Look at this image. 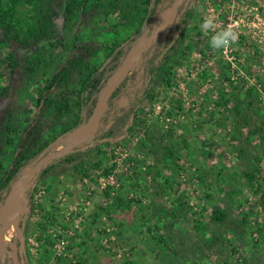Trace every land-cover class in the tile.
<instances>
[{
	"label": "rangeland",
	"instance_id": "374dc122",
	"mask_svg": "<svg viewBox=\"0 0 264 264\" xmlns=\"http://www.w3.org/2000/svg\"><path fill=\"white\" fill-rule=\"evenodd\" d=\"M35 1L36 21L59 22L57 30L49 29V38L66 45L93 40L89 63L103 61L109 43L122 51L110 57L103 85L86 107L87 120L139 39L121 82L139 84L141 54L162 45L166 36L175 35V41L163 50V71L150 99L138 107L142 122L127 141L108 147L101 157L87 147L73 162L56 161L47 173L33 175L21 187L26 198L33 190L28 219L18 178L40 157L90 130L59 135L14 179L8 205L7 198L0 204L2 264H21V259L22 264L80 259L87 264H264V0H181L170 19L172 0L144 27L139 21L146 0H98L70 15L64 0ZM187 8L190 19L176 32ZM205 16L214 17L216 30L232 28L236 41L213 50L199 27ZM25 32L0 31V85L9 91L0 113L15 106L22 117L25 109L33 115L37 89L67 53L61 48L55 56L49 43L22 44L18 37L24 39ZM151 33L156 34L151 40L141 38ZM32 57L39 63L33 79L19 80L15 65ZM54 95L70 100L73 86ZM108 99L99 117L109 111ZM39 116L43 123L50 118ZM97 160L102 164L93 168ZM245 173H254V179ZM44 248L47 261L40 259Z\"/></svg>",
	"mask_w": 264,
	"mask_h": 264
},
{
	"label": "trees",
	"instance_id": "16d2710c",
	"mask_svg": "<svg viewBox=\"0 0 264 264\" xmlns=\"http://www.w3.org/2000/svg\"><path fill=\"white\" fill-rule=\"evenodd\" d=\"M97 1L64 0L65 13L70 15L75 9L84 8L88 6L89 2L95 4ZM170 3L172 0H146L147 8L144 9L145 14L139 21V27L146 26V20L149 16L150 18L157 16L162 10L169 7ZM35 5V0H0V31L5 34L16 32L17 36L20 32L26 31L25 33L28 35H25L24 39L18 37V41L22 44L30 45L34 41L35 43H49L55 56L62 53L61 48H64L63 51L67 53L60 59L53 71L43 79L37 89L36 97L32 100L33 115L30 114L29 109H25L24 112L27 114L22 117V112L18 111L15 106L6 108L0 113V204L12 188L14 179L22 173V169L30 160L40 155L48 144L59 135L71 132L87 121L89 114L86 112V107L103 85V75L110 57L115 54L117 56L122 52L117 50V43H109L103 61L95 65L89 63L88 58L94 50L93 40L79 39L71 45H66L63 39L49 38L48 36L51 35L49 29L57 30L59 22L56 23L55 21L52 24L46 18L40 22L36 21L31 15V9ZM191 12L192 9L187 8L182 14L176 25V32L185 27ZM33 23L38 24L33 25ZM6 37L9 39V36ZM173 41H175V35L166 36L162 45H156L143 52L140 58L143 71L141 82L134 84L123 80L110 94L108 99L109 111L99 118L93 138L81 142L68 152L53 158L37 172L36 178L47 173L56 161L73 162L79 155L86 152L87 147H93L91 150H96V156L101 157L108 147L127 141L133 130L142 122L138 116V107L144 100L150 99L156 81L163 71L161 62L163 50L173 47L171 46ZM2 42L3 39H0V44ZM38 64L37 58L32 57L26 59L19 67L15 65L19 80H32ZM1 79L2 73L0 72V81ZM165 82L168 83L169 81L166 80ZM69 85L73 86V96L70 100L66 99V95H62L60 99H55L54 94L62 87ZM8 92L5 87L0 85V107ZM122 97H128L126 103L121 101ZM44 113L50 115L49 120L45 123L39 116ZM141 145L146 147L147 144L143 141ZM166 152L168 158H173L174 152L172 150L168 148ZM101 164L102 162L97 160L91 166L100 168ZM157 174L159 176L160 172ZM245 176L250 181L254 179V173H245ZM104 193L108 194L109 192L105 189ZM27 196L28 212L26 218L28 219L33 213L32 189L28 190ZM118 201L123 202L122 197H118ZM39 226L42 230L47 227L46 224H39ZM147 230L150 231L151 228ZM42 251L43 254L40 259L47 261L49 259L48 249L44 248ZM0 264H2L1 258ZM59 264L67 263L60 262ZM68 264H72V262L69 261ZM77 264L87 263H82L80 259Z\"/></svg>",
	"mask_w": 264,
	"mask_h": 264
},
{
	"label": "water",
	"instance_id": "95a60500",
	"mask_svg": "<svg viewBox=\"0 0 264 264\" xmlns=\"http://www.w3.org/2000/svg\"><path fill=\"white\" fill-rule=\"evenodd\" d=\"M181 2V0H174L171 7H170V19L173 18V16L176 14V11H177V7L179 5V3ZM164 26H161L160 29L164 28ZM159 29V30H160ZM156 36V34L154 33H151L150 36H146L145 34H142L141 38L143 39H146V40H151L152 38H154ZM140 42V39L137 41V44L135 45V48L133 49V51H131L129 53L128 56H126V58L124 59V61L122 62L121 64V67H120V72H119V75L118 77L116 78V80L113 82V84H111V86H109L108 88H106L104 94H102V96L99 98L95 108L93 109V112L92 114L90 115L89 119L85 122V123H88L90 125V132L88 133V135L84 136V137H81V138H78L77 140H75L73 143L67 145V146H64L63 148L61 149H57V150H54V151H51L45 155H43L42 157H40L38 160H36L30 167H28L26 170H25V173L23 176H21L20 178H18L17 182L18 181H22V185L21 186H17V191L19 192V194L24 198V201H25V204H24V209L28 210V207H27V203H28V198L24 197L22 191H21V187L22 186H26L28 181L31 179V177L33 175H35L45 164H47L48 162H50L53 158H55L56 156L58 155H61V154H64L66 152H68L70 149H72L75 145L81 143V142H84L86 140H89V139H92L93 138V134L98 126V120H99V116H98V112H99V109L101 107V105L103 103H105L108 99V97L110 96V94L113 92V90L118 86V84L121 82L122 80V73L124 71V68L126 66V63H127V60L129 58V56L133 55L134 54V51L137 49V46ZM84 123V124H85ZM16 187V186H15ZM15 187H13L12 189L15 190ZM12 190V191H13ZM12 191H10L8 193V195L6 196V204L5 206L8 205V200H10V198L12 197ZM6 208V207H5ZM20 253H21V250H20ZM21 264H22V259H21Z\"/></svg>",
	"mask_w": 264,
	"mask_h": 264
},
{
	"label": "clouds",
	"instance_id": "9594fccd",
	"mask_svg": "<svg viewBox=\"0 0 264 264\" xmlns=\"http://www.w3.org/2000/svg\"><path fill=\"white\" fill-rule=\"evenodd\" d=\"M201 32L209 35V46L216 51H220L237 39L235 32L230 27H225L220 30L215 28V19L212 16H205L202 18L199 24Z\"/></svg>",
	"mask_w": 264,
	"mask_h": 264
},
{
	"label": "bare ground",
	"instance_id": "6f19581e",
	"mask_svg": "<svg viewBox=\"0 0 264 264\" xmlns=\"http://www.w3.org/2000/svg\"><path fill=\"white\" fill-rule=\"evenodd\" d=\"M90 130V125L88 124V123H85V124H82V125H80L78 128H76L75 130H73V132H71L72 134L74 133V134H77V133H79L80 135H82V134H86V133H88V131ZM90 132V131H89ZM87 135V134H86ZM86 135H84V136H86ZM84 136H80L79 138H81V137H84ZM14 202V201H13ZM8 210H10V208L8 209ZM12 211H13V213H14V210L12 209ZM12 215H14V214H12ZM16 215V214H15ZM15 218V217H14Z\"/></svg>",
	"mask_w": 264,
	"mask_h": 264
}]
</instances>
